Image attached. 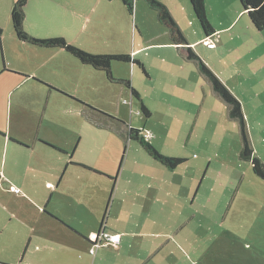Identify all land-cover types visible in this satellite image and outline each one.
Returning a JSON list of instances; mask_svg holds the SVG:
<instances>
[{
  "label": "rangeland",
  "instance_id": "1",
  "mask_svg": "<svg viewBox=\"0 0 264 264\" xmlns=\"http://www.w3.org/2000/svg\"><path fill=\"white\" fill-rule=\"evenodd\" d=\"M186 1L187 8L180 2L172 10L181 19L184 33L195 40V34L204 32L195 12L190 11L192 4ZM103 2L28 0L25 29L38 37L64 36L92 53H127L142 61L148 73L135 61L112 63L115 78L130 79L142 100L128 85L110 80L104 70L82 63L67 50L20 39L11 20L13 5L0 2V126L27 140L40 133L44 140L68 149L67 157L55 151L50 155L41 152L43 147L34 155L52 162L54 170L66 168L70 159L78 163L69 166L65 181L73 178V185L92 195L94 211L78 206L79 194L73 192V205L69 206L73 223L95 220L98 208L94 199L105 207L111 196L110 189L89 184L86 178L90 175L81 168L106 175H115L120 169L123 183H136L127 195L117 193L112 221L133 217L141 224L150 212L158 219L170 218L176 231L184 225L183 232H174L168 244V248H174L179 241L183 243V260L178 264H264V178L254 172L252 161L241 155L243 141L238 121L229 116L225 101L214 92L197 63L172 43L156 10L146 0H139L137 13L135 4L133 15L122 0ZM207 13H212L208 7ZM241 23L240 19L237 27ZM192 46L211 68L214 65L224 71L220 49L210 48L206 42ZM261 67L252 68L260 80L264 79ZM245 80L234 81L231 90L242 102L254 153L264 162V83L250 88ZM75 98L97 109L88 108L90 114H86ZM142 102L150 109L149 116ZM99 111L142 128L162 153L186 161L175 168L166 166L129 138L125 130H117L110 117L106 115L108 120H104ZM6 153L4 144L0 167ZM37 169L28 168L32 176ZM15 170L22 168H0V173L16 174ZM17 180L22 192H37V188ZM13 186L0 183L1 262L6 261L8 251L5 239L10 218L6 207L20 195ZM58 198L66 207L68 197L58 194ZM113 199L114 195L111 207ZM185 232L187 236L183 237ZM155 239L160 241L159 237ZM74 253L77 257L89 255L91 260L97 256L91 247L87 252L73 248ZM76 256L73 264L79 263Z\"/></svg>",
  "mask_w": 264,
  "mask_h": 264
},
{
  "label": "crops",
  "instance_id": "2",
  "mask_svg": "<svg viewBox=\"0 0 264 264\" xmlns=\"http://www.w3.org/2000/svg\"><path fill=\"white\" fill-rule=\"evenodd\" d=\"M96 1L97 4H104L103 0ZM0 2H5V6L8 4L12 6L16 0H0ZM163 2L171 10L172 6L179 7L180 2L185 4V8L188 7L186 0H163ZM138 4L139 0L136 1V13L138 12ZM206 5L209 12H212L211 15H208L215 32L211 35L205 34L204 31V34L198 32L194 35L196 39L191 40L185 31L191 44L196 47L198 44L206 42L210 47L209 43H213L214 45L210 48L220 49L224 71L217 70L214 65H212V69L230 89H233V82L240 78L243 80L246 78L245 82L250 88L256 87L260 82L264 83V79L257 78L252 69L254 65L264 68V32H260L253 25L239 0H206ZM92 9L95 8L92 7ZM173 10L175 19L182 25L181 19ZM190 11H194L192 5ZM226 18L228 22L225 21ZM240 19L242 23L237 27ZM232 52L237 53V55L232 57L230 55ZM3 60L5 61V59ZM23 75L28 77L27 74ZM4 130L0 126V151L4 144L7 148L4 165L0 168H22V171L15 170L16 174L11 175L0 173V183L14 185L13 188H15L18 187L17 179L19 178L24 181V185L37 188V192L31 193L28 190L22 192V189L18 187L20 191H15V193L20 195L16 196V200L6 207L10 218L5 239V246L8 251L4 258L6 261H0V264H73V255L76 256L75 253L73 254V248L87 252L92 244L86 238L89 236L92 238L103 228L102 220L108 202L104 207V205H99L100 200L94 199L98 208L97 218L91 222L89 220L82 223L80 219L77 223H73L74 215L69 207L73 205V192L79 194L76 197V202H79L78 206H85L87 210L94 211L92 195L84 194L82 188L73 185L74 183H71L73 178L69 179L68 182L65 181V174L71 169L69 166H73L71 164L73 161L70 159L63 170L59 167L54 170L56 165L46 161L43 156L35 158L34 155L36 150L40 151L43 147L41 152L50 155L52 151H55L67 157L70 156L69 152H66L68 149L60 144H58L60 149L53 147L50 145L52 143L39 137L40 133L34 139L27 140L23 135H16L10 130H7L8 132ZM25 168L27 169L25 170ZM28 168L38 169L32 176ZM76 169L80 168H73L74 171ZM81 170L90 175L86 178L89 184L104 186L108 191L109 189L112 191L114 199L112 207L111 203L109 205L104 227L107 231L121 233V242L116 249L110 245H101L96 249L97 256L94 260H91L86 254L76 256L79 261L78 264H178L180 261L182 262L183 243L179 241L180 245L174 248H168V244L172 240L174 232H183L184 225L179 231H176L170 218L167 220L158 219L150 212H147V217L141 224L138 219L135 220L133 217L112 221L113 205L117 193L122 192L127 195L136 182L132 180L129 186L128 182L123 183L120 169L115 175H106L92 168H81ZM71 175L73 177L72 173ZM132 177L136 176L133 174ZM98 178L107 179V181L101 182ZM58 194H64L68 197L66 207L58 198ZM150 236L151 239H149ZM186 236L187 233L185 232L183 237ZM157 237L160 238V241L155 239Z\"/></svg>",
  "mask_w": 264,
  "mask_h": 264
},
{
  "label": "trees",
  "instance_id": "3",
  "mask_svg": "<svg viewBox=\"0 0 264 264\" xmlns=\"http://www.w3.org/2000/svg\"><path fill=\"white\" fill-rule=\"evenodd\" d=\"M122 1L128 8L129 12L133 15L137 0H122ZM146 1L150 7L156 10L158 20L160 21L161 24H163L167 28L172 42L178 47L179 50H181L182 53L185 54V56L188 59H191L197 63L199 71L208 79L214 92L225 101L229 116L238 121L241 129V136L243 141V148L241 155L246 159H250L253 163L254 172L260 177L264 178V162L257 154L254 153L255 151L251 139L249 137L246 117L244 114L241 100L221 79V77L210 67V65L205 61V59L197 53V51L192 46L190 40L184 33L183 29L175 19L171 8L162 0H146ZM240 1L243 8L247 11L253 25L259 30H264V0H240ZM190 2L192 4L195 15L205 34L207 35L213 34L215 32V28L207 13L206 0H190ZM27 3L28 0H16L11 11L12 24L17 36L20 39L31 42L32 44L41 47H58L65 49L68 52H70L72 55H74L76 58H78L82 63L90 64L97 69L104 70L107 74V77L110 80L118 81L120 83H125L131 89L132 94L137 98H139L140 100H142L139 90L132 84L130 79L115 78L112 71V63L114 60H124V61L137 62L143 68V71L145 73H148L146 70V66L142 61L133 59L132 56L127 53H108V54L92 53L68 41L64 36L61 35L52 36V37H38L36 35L29 33L25 29ZM1 33H2V28L0 27V35ZM3 63H4V69H7L5 61ZM44 83L47 84L51 89L56 88L50 83H46V82ZM55 90L66 94L65 92L61 91L58 88H56ZM76 100L82 103V105L84 106V112L86 114H90V112L87 111L88 108L97 109L93 105L87 102H84L79 99ZM142 109L147 116L151 114L150 109L143 102H142ZM99 112L104 114V116L102 117L104 120H108V117H110L113 121L114 127L117 128V130L122 132L125 130L129 138L134 139L138 141L140 144H142L143 147L149 152L151 156L161 161L166 166L175 168L180 163L186 161V158L184 157L172 156L162 153L153 144V142L146 136V134H144L142 128L128 125L119 117L112 116L106 112H102V111ZM50 145L56 147L57 149L59 148L53 144ZM71 164H78V163L71 162ZM111 199H112V191H111L110 199L108 200L106 210L103 215V220H102L103 227L106 223V218H107ZM86 239L90 241L91 244H93V241L90 238H86Z\"/></svg>",
  "mask_w": 264,
  "mask_h": 264
},
{
  "label": "built area",
  "instance_id": "4",
  "mask_svg": "<svg viewBox=\"0 0 264 264\" xmlns=\"http://www.w3.org/2000/svg\"><path fill=\"white\" fill-rule=\"evenodd\" d=\"M210 46H213V43H209ZM14 191L19 192L20 189L18 187L14 188ZM93 241L91 252L95 253L96 248L101 245H113L118 246L121 242V233L116 231H107L105 227H103L98 233H96L92 238Z\"/></svg>",
  "mask_w": 264,
  "mask_h": 264
}]
</instances>
